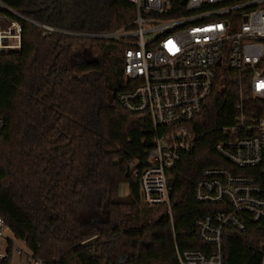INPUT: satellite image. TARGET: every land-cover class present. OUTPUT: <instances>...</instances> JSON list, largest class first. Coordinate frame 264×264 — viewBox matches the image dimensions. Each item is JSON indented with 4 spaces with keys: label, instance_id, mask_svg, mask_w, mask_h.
<instances>
[{
    "label": "trees",
    "instance_id": "16d2710c",
    "mask_svg": "<svg viewBox=\"0 0 264 264\" xmlns=\"http://www.w3.org/2000/svg\"><path fill=\"white\" fill-rule=\"evenodd\" d=\"M0 1L74 33L44 34L22 20L21 48L0 54V216L13 236L48 264H179L175 246L208 252L194 221L219 206L198 202L194 187L205 167L231 169L213 149L234 117L231 72H217L201 114L185 123L196 141L168 173L171 224L164 206L141 204L133 177L132 162L144 163L155 131L147 114L130 113L117 100L126 88L124 45L92 37L133 20V4ZM123 182L128 194L121 197ZM95 235L94 246L82 244ZM262 241L256 224L242 232L228 226L223 264H260Z\"/></svg>",
    "mask_w": 264,
    "mask_h": 264
},
{
    "label": "built area",
    "instance_id": "2783aa9c",
    "mask_svg": "<svg viewBox=\"0 0 264 264\" xmlns=\"http://www.w3.org/2000/svg\"><path fill=\"white\" fill-rule=\"evenodd\" d=\"M127 1L135 8L133 20L92 37L124 45L126 88L117 100L130 113L147 114L155 131L144 163L132 162L133 177L141 204L164 206L171 224L168 173L196 141L185 123L201 114L217 72L225 67L232 74L233 121L220 128L213 145L231 169L205 167L194 187L198 202L219 206L194 221L198 239L210 249L175 246L179 264H223L228 226L242 232L253 223L264 230V108L258 103H264V0ZM22 20L33 23L0 1V54L21 48ZM38 25L44 34H74ZM146 34L152 35L146 39ZM3 127L0 116V133ZM260 248L264 264V241ZM14 255L16 264H48L15 238L0 216V261Z\"/></svg>",
    "mask_w": 264,
    "mask_h": 264
},
{
    "label": "rangeland",
    "instance_id": "374dc122",
    "mask_svg": "<svg viewBox=\"0 0 264 264\" xmlns=\"http://www.w3.org/2000/svg\"><path fill=\"white\" fill-rule=\"evenodd\" d=\"M29 20L33 22L32 24L39 26L38 25L39 23H37V22H35V21L31 20V19H29ZM152 34H146L145 38L148 39ZM118 194L121 197H124V196H126L128 194V184L127 183L123 182V183H121L119 185ZM2 244H3V242H2ZM16 263H17V259H16L15 255H14L13 258H12L11 264H16Z\"/></svg>",
    "mask_w": 264,
    "mask_h": 264
},
{
    "label": "water",
    "instance_id": "95a60500",
    "mask_svg": "<svg viewBox=\"0 0 264 264\" xmlns=\"http://www.w3.org/2000/svg\"><path fill=\"white\" fill-rule=\"evenodd\" d=\"M183 2H184V1H183ZM219 62H220V61L218 60V61H217V65H219ZM148 146H150V144H148ZM97 238H98V236L95 235V236L91 237L90 239L84 241L82 244H83L84 246H94V244H95L96 241H97Z\"/></svg>",
    "mask_w": 264,
    "mask_h": 264
}]
</instances>
